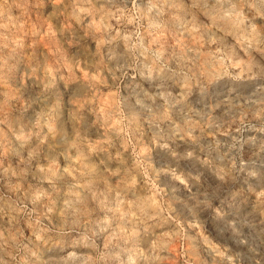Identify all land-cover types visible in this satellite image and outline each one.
I'll list each match as a JSON object with an SVG mask.
<instances>
[{"label":"clouds","instance_id":"obj_1","mask_svg":"<svg viewBox=\"0 0 264 264\" xmlns=\"http://www.w3.org/2000/svg\"><path fill=\"white\" fill-rule=\"evenodd\" d=\"M129 3L0 0V264H41L50 233L65 235L44 221L83 218L100 184L117 192L105 231L115 224L123 247L109 242L89 258L127 264L129 239H151L162 219L176 226L162 251L179 248L180 264H264V198L249 194L264 192V166L236 163L235 144L222 167L178 151L144 106L166 45L175 55L177 3L190 13L208 0ZM210 7L226 31L264 43V0ZM134 254L139 264L164 259L153 245Z\"/></svg>","mask_w":264,"mask_h":264},{"label":"rangeland","instance_id":"obj_2","mask_svg":"<svg viewBox=\"0 0 264 264\" xmlns=\"http://www.w3.org/2000/svg\"><path fill=\"white\" fill-rule=\"evenodd\" d=\"M116 3L120 7L131 6L129 0H116ZM213 3L214 0H208L206 10L197 5L190 13L177 3L175 18L169 22L175 55L169 57L173 49H167L166 45L162 58L166 62L165 71L152 77L155 87L146 92L144 106L153 116L154 132L178 151H195L201 160L214 159L222 167L227 163L225 154L235 144L231 155L236 157V163L242 160L245 164L259 162L264 166L261 159L264 132L258 131L264 128V43L242 33L226 31L210 7ZM111 23L116 25L114 20ZM10 163L16 166L14 161ZM112 186H116L115 180ZM93 191L95 199L89 203L83 218L69 216L64 224L51 218V224L44 221L46 226L61 229L65 235L61 238L56 232L50 233L51 241L42 246L41 264H114L107 256L89 257L93 250L109 247V242L123 247L120 233L112 231L115 224L105 231L106 224L111 222L110 209L116 205L117 192H105L104 184L93 185ZM249 194L254 202L264 198V192L258 189ZM150 195L147 189L141 193L142 198ZM146 211L152 214L153 210ZM174 227L161 219L151 239L143 234L129 239L131 251L123 256L127 264L133 261L139 264L134 253L149 245L155 246L164 258L154 264H180L179 248L162 251ZM78 236L82 240L80 245L74 244ZM54 244L62 247L53 248ZM70 251H75L76 256L68 257ZM129 256L132 258L128 259Z\"/></svg>","mask_w":264,"mask_h":264}]
</instances>
